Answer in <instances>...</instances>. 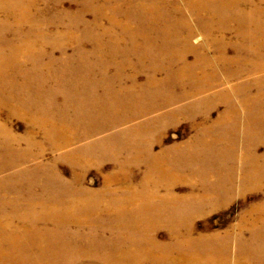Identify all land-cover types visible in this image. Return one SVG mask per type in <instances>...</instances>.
Wrapping results in <instances>:
<instances>
[{
  "label": "rangeland",
  "instance_id": "1",
  "mask_svg": "<svg viewBox=\"0 0 264 264\" xmlns=\"http://www.w3.org/2000/svg\"><path fill=\"white\" fill-rule=\"evenodd\" d=\"M23 1L29 2L23 15L31 21L28 24L14 21L13 17L18 15V11L6 13L10 16L6 18L0 13V19L4 22L3 33H0V49L11 46V43L14 47L16 44L21 47L17 32L25 35L29 32V26H41L43 29H39L37 35L53 41L42 46L43 53L37 58L38 71L35 66L21 59L20 70L29 71V74L26 77L18 74L12 76L10 84L14 85L10 87L0 82V97L10 103L0 108V127H5L9 136L5 138L0 135V156L4 152L2 146L5 140L12 141V138L16 143H11L12 148L18 151L26 149V143L30 140L32 154L38 156V159L30 162L19 161V165L14 168H9L7 161L24 160L21 152L20 155L17 153V158H12L9 153L0 157V166L3 163L8 168L0 171V194L3 196L0 202L11 199L26 204L43 197L50 201L52 199L54 204H62L63 209L59 211L62 212L76 198L93 195L97 203L100 200L98 193L103 189L113 188L121 193L122 183L134 188L147 186L154 188L166 203L164 210L178 212L183 236L196 239V243L183 244V247L191 249L183 256L194 253L200 259H206L211 251L203 250L212 248L218 241L224 242L226 234L231 235L229 246L233 253L237 251L238 239L253 245L248 230L239 231L241 219L250 208L264 202V179L258 188L248 190L249 182L245 184L243 178L248 162L244 158L248 148L243 133L246 117L244 109H239L238 116L218 123L219 118L226 113L227 106L224 101L214 98L223 90V86L229 88L237 82H255L259 79L260 76L255 74L225 83V73L235 66L247 68L254 63L255 51L241 47L243 42L236 23L256 26V21H260L263 27L264 0H242L245 3L241 5L244 10L241 14L229 13L236 23L230 22L225 16L220 18L218 14L213 17L205 15L202 23H199L198 17L188 11L185 0H167L166 8L170 9L169 2L172 1L173 4L178 3L181 9V14H169L171 19L184 18L169 30L175 37V43L165 42L159 37L160 33L157 32L162 28L156 31L146 25L144 28V22L140 20L143 16L131 13L127 7L132 18L121 13L119 10H123L124 6L120 1L118 5H112L111 0H99V4L104 3V6L96 14L90 11L89 0ZM133 1L137 6L139 0ZM221 1L211 0L213 3ZM253 7L258 11L256 16L249 15ZM219 20H222L223 26ZM135 29L142 36L132 43L129 42V36ZM189 33L192 36L189 40L191 47L195 49L194 52L203 54V59L195 57L194 52L187 54L185 64L196 70H188V77L182 78L183 92L193 93V83L202 84L198 89L210 86L209 77H194L199 73L198 67L206 70L207 66H215L213 69L219 70L216 82H224L212 93L204 92L198 96L203 98L207 95V103L213 102L207 118L202 116L205 110L200 109L189 110L177 118L174 113L189 100L169 108L156 105L168 99L169 94H180V87L174 86L175 80L170 81L169 88L165 87V93L161 95L141 90L152 76L154 68L161 69L156 74L157 80L167 79L165 67L168 56L161 55V49L166 46L172 53H178L183 49V37ZM143 36L151 37L152 42H145ZM261 40L264 44V35ZM216 46L225 51L227 57H237L239 60L230 66L223 65L217 57ZM39 48L40 45L35 46L36 50ZM241 48L252 51L247 55ZM81 52L84 57L80 55ZM261 53H264V47ZM51 59L55 61L48 64ZM204 60V64L196 63H203ZM261 83L264 89V81ZM257 90L256 85H252L247 96L256 113L264 117V96L257 98ZM11 95L14 96L13 100H10ZM243 96L233 95L229 98L238 102ZM24 101L26 103L23 105ZM11 105H17V111L12 112ZM28 114L38 119V122H29L31 118ZM43 119L51 122L49 128L53 131L52 140L59 141L58 138L67 137L76 142L68 150L75 161L63 159V152L52 148L42 128ZM258 127L259 135L264 134V124L258 121ZM205 134L208 137L203 141ZM254 141L249 150L255 158H261L253 164L256 168H253V172H263L264 175V137L262 140L254 138ZM38 166L40 169H37ZM151 167L155 169L154 172H149ZM45 169L51 172H44ZM76 188L85 193L80 195ZM155 200L159 201L158 198ZM42 205L34 206L32 211L36 213L44 209L48 212L53 204L47 203L48 209ZM21 208V204L7 208V218L10 220L12 214ZM86 208L98 207L91 205ZM67 211L68 207L65 213ZM168 219L169 215H165V220ZM165 220L167 224L163 222V226L169 224ZM120 223L121 220L116 222L106 219L90 225L116 229ZM87 227L76 225L70 218L67 223L56 224V232L46 238L45 247L35 255L30 254L28 239L24 238V251L18 249L19 253L16 254L17 264H120L115 242L118 240L117 245L120 247L126 243L117 239L116 233L88 241L87 245L79 239L81 237L70 236L73 229L84 231ZM159 231L157 239L165 240L167 228H160ZM189 231L190 234H186ZM259 234L264 237V231ZM33 240L34 237H31L29 241ZM89 246L91 249H87ZM259 248L254 249L264 257V250L261 246ZM121 264L150 263L139 255L133 262ZM186 264L192 263L188 261Z\"/></svg>",
  "mask_w": 264,
  "mask_h": 264
},
{
  "label": "bare ground",
  "instance_id": "2",
  "mask_svg": "<svg viewBox=\"0 0 264 264\" xmlns=\"http://www.w3.org/2000/svg\"><path fill=\"white\" fill-rule=\"evenodd\" d=\"M89 1L91 2V6L89 4L90 11L93 10L95 14L98 11H101L102 7L104 6V3L99 4V0ZM119 1L124 6L123 10L118 9L121 13L126 14L128 18H132L131 14L128 12L129 10L131 13L137 16H143L140 17V20H143L144 28L145 25L148 28H153L154 31H156V29L158 28H162L160 32H157V34L160 33L159 37H161L165 42L171 41L175 43V37L172 36L173 33L169 32V30L171 29V26H176V24L179 23L178 21H183L184 18H180L181 20L171 19L169 14H171L172 12L181 14V9L177 6L178 3L173 4L172 0L171 2H169L170 9H168L165 7L167 0H139L137 6H135L133 0H111L110 2L112 3V5H114L115 3L118 5ZM27 3L23 0H0V13H2L1 15H4V17L6 18L10 17L6 13L18 11L17 16H12L14 18V21L20 24H28L31 21L30 18L23 15L25 12V8L27 7ZM244 3L245 2L242 0H222L219 3H213L211 2V0H185L188 11L191 12V15L193 14L194 16L198 17L199 23H202V19L204 20L205 15H210L211 17H213L217 14L220 18H223L225 16L226 18H229L230 22H235L232 20L229 13L232 12L241 14L242 11H244L241 8V5ZM96 4L98 5V7H95ZM253 5L254 4H252L251 6ZM126 7L128 10L126 9ZM257 13L258 11L255 7L249 10V15L256 16ZM128 20L130 23L132 22L131 19ZM3 23L4 22L0 19V33L4 28ZM219 23L221 24V26H223L222 20L221 22L219 20ZM261 23L260 21H256V26H245L236 23V25H238L239 37L243 42L241 47L252 48V50L255 51L253 59L254 63L249 64L250 67L247 68L235 66L229 72L225 73V83H227V81H238L242 77L258 74L260 77L258 80H255V82H237L227 88L223 86L224 82L222 80H220V83L216 82L219 70L213 69V67L215 66L210 65L206 67V70L198 67L199 73L194 76L202 78L209 77L210 86L204 89H198L202 87V84L193 83L191 87L193 93L183 92V83L181 82L182 78L188 77V70H196L190 69L188 65L185 64V62H187V54L194 52L195 50L189 43L190 37H192L189 33L186 34L185 37H183V49L178 53H172L169 49H166V46L161 49L160 54L168 56V58L166 59L168 64L165 67L167 79L165 78L162 80H157L156 74L159 73L161 69L154 68L152 70V76L149 77L146 85L143 89H141L142 91H144V93L161 95L165 93V91H163L165 87L169 88L170 81L175 80L176 82L174 86L180 87V94L174 96L169 94L168 99H165L161 103H157L156 105L159 108H169L172 105L183 100H189L187 104L181 105L174 113V115L178 118L179 116L185 115V113L189 110L194 109L196 111L200 109L205 110V113L202 116L207 118L209 116V110L212 107L213 102L211 104L207 103V95L203 98H198V96L203 95L204 92L212 93L211 91H213L216 87L223 86V90L214 99L216 101H224L227 106V111L223 116H221V118H219L217 122L225 123L227 120L238 116L240 108H243L246 114V117L244 118L245 125L243 127V133L248 141V148L246 149L244 158H246L248 162L245 168L246 174L243 175V178L245 180V184L249 182L248 190L258 188L264 179L263 172H253V168H255L253 164L258 163V160H260L261 157L255 158L251 150H249V147L255 142L254 138L262 140L264 137V134L259 135L260 131L258 127V121L264 124V117H261L259 113H256V111L253 109L252 103L249 102V98L247 96L249 94V90L252 89V85H256V89H258L257 98L260 96H264V89L261 88V82L264 81V61H262L264 59V53H261L264 47V44L261 40V37L264 35V26L262 27ZM232 25L234 24L232 23ZM1 26L3 27L1 28ZM41 28V26H29V32L25 35L23 33H21L20 35V33L17 32L16 36L20 37L19 42L21 44V47H17V44L14 47V44L11 43L10 45L13 47L8 45L5 49H0V82H3V84L5 83L6 86L10 87L14 85L10 84L12 82V76L18 74L26 77L27 74H29V71L26 72V70L24 69L20 70L19 65L20 63H22V61H20L21 59L24 60V62L26 61V63L29 62L31 66H35L37 71L39 70L37 68V66L39 65V59L37 58L41 52L43 53L42 46L46 43H49L50 41H53L47 40L45 37L37 35L38 33H40L39 29ZM32 30H34L35 32ZM138 36H142L141 32L135 29L129 36V42L134 43L135 39ZM143 37H145V42H152L151 37ZM36 45H40V48L37 50L35 49ZM216 48L218 50L217 57L221 59L223 65L230 66L239 60V58L237 57H227L226 52L219 48V46H216ZM241 50L246 51L247 55L250 51H252L243 48H241ZM151 53L153 54V52ZM194 53L195 57L203 59L201 58L203 54L199 52ZM32 54L33 57L31 58L30 56ZM80 55L83 56V52H81ZM7 59L9 61L7 63H4ZM53 61L55 60H49L48 64L53 63ZM243 61L247 64V61L245 59H243ZM196 63L201 65L205 63V60L203 63H200L199 61H197ZM227 63H229V65ZM242 94H244V96L238 99V102H233L229 98L233 95L240 96ZM13 99L14 96L11 95L10 100ZM25 103V101L22 102L23 105ZM9 104L10 103L7 100L0 97V108L6 107ZM11 106L12 112L17 111V105ZM20 112H22L21 109ZM23 114L26 115L24 112ZM28 116L29 118H31L29 122H31L32 124H36L38 122V119H36L35 117H31L30 114H28ZM191 116H193V114H191ZM49 123L51 122L47 121V119H43V121L41 122L42 128L45 129L46 136L48 137L49 143L51 144L52 148L62 151L63 159L75 161L71 158V152H68V150H71L69 148L74 146L76 142L67 137L58 138L60 139L59 141H55L54 139L52 140L53 131L49 128ZM233 130L234 128L232 129V131ZM0 135L5 136V138L9 137L5 131V127L4 129L0 127ZM207 137L208 134H205L203 141H205ZM13 141L14 139L12 138V141H10V139L5 140L4 144L1 142L4 145H1L4 148L2 150H4L5 152L1 153V156H7V153H9L11 154L12 158H17V153L20 155L21 152L24 160L7 161L9 168L18 166L20 163L19 161L30 162L31 160L38 159L37 155L32 154L30 140L26 143V149L21 151L12 148V144H16ZM204 143L205 142H203V144ZM248 152L249 155H247ZM4 163L6 164V162ZM5 169L8 168L2 163V166H0V171H5ZM37 169H40L39 166L37 167ZM154 171L155 169L151 167L149 172ZM44 172L51 171L45 169ZM36 178L39 179V177ZM122 184L124 186L121 187V193H118L117 190L113 188L103 189L98 193L100 195V200L97 203L94 202L93 195H90L88 198L83 199L76 198L69 206H65L64 211L62 212H59L63 209L62 204H54V201L52 199L50 201V199H45L43 197L36 198L37 201L26 204L18 203L17 200H3L2 202H0V264H17L16 254L19 253L18 249L24 251L22 246V244L24 243V238L28 239L27 247L29 250H31L30 254L35 255L40 252L41 249L45 247V244L47 242L46 238L52 236V233L56 232L55 225L59 223H67L68 218L73 220L78 226H88L87 230L79 231L77 229H73L70 232V236L77 235L81 237L79 239L85 241L86 245L89 244L87 243L88 241H96L97 239L102 238L108 233H116L118 235L117 239L123 240L126 243L125 246H127L120 247L117 245L118 240H114H117L115 242L114 248L118 251V256H120L119 259L121 260V263L133 262V259L140 255L142 258L144 257L145 259H148L150 264H186L188 261H190L192 264H264V257H262L261 254H258L257 249H254L255 247L259 248L261 246V249L264 250V237H260L259 234L261 231H264V202L251 207L249 212H247V214L241 219V228L239 232L245 231V229L248 230L253 245H251L244 239H238V246L236 248L237 251L233 253L232 251H230L229 246V242L232 240L230 238L231 235L226 234L224 242L218 241L212 246V248H205L203 250L211 251V255H208L206 259H200L194 253L190 256H183V254L191 250L188 247H183V244H186L188 242L196 243L197 241L194 238L183 236V229L181 226L182 222L178 212L173 209H170L169 211L168 209L164 210V206L166 205V203L162 200L161 197H159L158 192L154 188H148L147 186L134 188L127 183ZM76 190L80 195L85 193V191L82 189L76 188ZM244 191L247 190L244 189ZM2 197V194H0V199ZM157 198L160 202L155 200ZM47 203L53 204L52 206H50V210L48 212H45L44 209L36 213L32 211V208L34 206L43 204L42 207H44L47 206ZM15 204H21L22 208L20 209V211L14 212L9 220L7 218L6 209ZM91 205H95L98 208H86V206ZM67 207L68 211L65 213ZM48 208L49 206H47L45 209ZM163 213L165 215H169L168 220H165V215H162ZM106 219H111L116 222L121 220V223L116 227V229H112L111 227H101L100 225H90L91 223H101ZM164 220L166 222H169V224L163 226ZM258 224H261V226L258 227ZM63 227L64 226H62L61 228ZM160 228H167L168 230V236L164 237L165 240L157 239V234L160 232ZM91 233L92 235H90ZM186 234H190V231ZM31 237H34V240L32 242L29 241ZM87 249H91V247L89 246L87 247ZM104 260L106 261V259Z\"/></svg>",
  "mask_w": 264,
  "mask_h": 264
}]
</instances>
